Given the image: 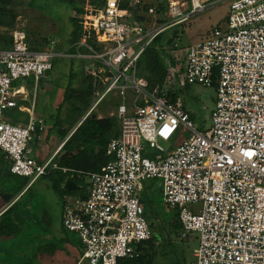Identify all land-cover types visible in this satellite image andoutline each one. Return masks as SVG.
<instances>
[{
	"label": "built area",
	"instance_id": "built-area-1",
	"mask_svg": "<svg viewBox=\"0 0 264 264\" xmlns=\"http://www.w3.org/2000/svg\"><path fill=\"white\" fill-rule=\"evenodd\" d=\"M185 2L168 0L167 23L157 25L155 8L142 11L144 0H79L75 53L91 63L93 105L116 96L120 124L118 137L107 144V163L84 174L87 196H67L62 206V227L77 236L87 264L137 256L136 246L152 233L139 200L143 183L152 179L162 182L164 204L178 211L182 237L197 240L193 264H264V0H229L224 24L187 46L185 81L203 87L216 82L204 132L179 99L170 102L159 88L148 91L136 74L153 38L206 9L200 0ZM10 36V48L0 50V153L11 174L28 180L22 194L58 169L53 158L60 146L42 161L32 157L30 143L45 124L33 113L34 99L25 108L27 122H11L6 112L24 93L13 83L31 79L35 91L57 55L52 41L32 51L24 31L15 28ZM182 132L187 136L173 147ZM147 147L157 154L146 156Z\"/></svg>",
	"mask_w": 264,
	"mask_h": 264
},
{
	"label": "rangeland",
	"instance_id": "rangeland-1",
	"mask_svg": "<svg viewBox=\"0 0 264 264\" xmlns=\"http://www.w3.org/2000/svg\"><path fill=\"white\" fill-rule=\"evenodd\" d=\"M12 1V6L18 14L16 17V28L24 31L27 42L41 43V40L46 39L49 44L52 41L54 42V51L63 53V56H66V53L69 52L67 40L71 30L70 18L78 17L73 8L66 1L61 0ZM144 1L146 5L153 8L163 5L165 10L161 11L162 15L156 14L155 16L159 20H167L168 0ZM175 1H179L180 4L185 2V0ZM200 1L205 3L206 6L202 13L195 14L190 20L170 27L167 30L168 35L176 30L174 43H177V50L172 51L168 47H163L167 50H163L164 53L163 51L161 52L162 60L166 67H170V61L173 60L177 70L182 68L184 49L192 43L206 39L214 27L224 24L229 0ZM182 8H187V2ZM159 20H157L156 24L163 25ZM147 23L148 26H151L150 22ZM0 32L9 33L10 31L0 29ZM169 57L171 60H169ZM90 67H92L91 63L84 57L83 59L71 57L53 58L52 69L45 72L37 84L38 88L35 93L37 94V109L39 106L46 113L55 111L56 114L54 115H57L61 123H65L67 127L70 126L77 118L71 109L74 103L64 104L61 108L58 107V104H55L62 99L68 83H70L71 87L82 86V73L86 72ZM173 73H175V70ZM171 80L169 78L165 82L164 92L167 86H173L171 85ZM176 81L178 87L182 86L178 76ZM110 96L101 102L99 109H103L109 102H112ZM214 96V88L200 85H190L179 96V100L182 103L184 102L186 108L190 111L193 124L198 131L204 132L211 125L210 116ZM114 109L115 105L112 102L108 111L113 112ZM6 114H10L13 118H18L15 112L10 111L6 112ZM52 125L53 122L48 118L45 122L44 130L39 133L37 140L32 142L34 155L37 154L41 158L46 159L50 156L49 154L58 141L62 139V136L57 134L58 125L55 126L54 124L55 127H52ZM186 136L187 133L182 132L179 134V139L182 140ZM170 144L161 142L165 150L170 147ZM144 154L151 157L155 156L157 151L147 147ZM143 186L144 189L140 193V197L149 199L150 205L147 211L156 217L147 216L146 218L150 223L153 222L154 225L160 223L163 225V237L168 239L170 243L168 246H163V242L156 245L158 252H162L165 256H157L154 264H193V250L197 246V240L183 238L182 235L177 237L169 232V221L172 220L174 209L169 208L162 200L161 180H146ZM18 207L21 210L24 209L26 214L22 217V224L19 231L15 232L16 235L9 233V236L0 237V264H75L80 259L81 255L75 249L76 246L72 248V246L65 245L64 239H62V237L67 236L70 242L74 239L79 241L74 233L67 232L61 227V202L50 188L48 178L42 176L37 179L21 198ZM10 215L11 213L7 216Z\"/></svg>",
	"mask_w": 264,
	"mask_h": 264
},
{
	"label": "trees",
	"instance_id": "trees-1",
	"mask_svg": "<svg viewBox=\"0 0 264 264\" xmlns=\"http://www.w3.org/2000/svg\"><path fill=\"white\" fill-rule=\"evenodd\" d=\"M61 1H66L73 8L75 13H77V16L82 13V10L79 6V0ZM127 3L128 1H123L121 3V7H126ZM12 5V0H0V29L4 31H10L9 33L0 32V50L9 49L12 43L10 33L16 28V17L18 15ZM150 7L152 6L144 4L142 6V11L146 12L147 9ZM164 10L165 8L163 5H158L155 7V12H157L159 15H162L161 11ZM131 11H133V16L135 19L140 21L143 20L141 16H138L134 13V10L131 9ZM159 22L162 24H166L167 20L162 19L159 20ZM70 25L71 30L67 40V43H69L68 51L69 53H74L76 52V43L79 41L81 34V27L79 24L78 17H71ZM168 29L159 33L144 49L136 64V74L138 77L143 78L145 80L146 89L148 91H152L155 88H159L161 91H163L165 82L167 81V79L171 78V82H173L171 85L173 86H167L165 92H163L170 102H175L177 99H179V96L188 89L191 84H188L185 81L182 75V68L177 70L174 66L173 60H171L170 57L169 60H171L170 63L172 67H166L162 60L161 52L163 50L167 51L166 48H163L164 46L168 47L172 51L177 50V43H174V36H176V30L171 32L172 34L168 35ZM89 43L94 49H99V47H97L90 41ZM27 44L32 51H43L44 48L48 45L46 39L41 40V43L33 41L29 43L27 42ZM186 49L187 47L184 49V54ZM78 51L83 54L87 53V51L83 48ZM174 70L175 73H173ZM177 76L178 78H180V84L182 85L180 87H178L176 83ZM215 87L216 82H213L212 88H214V91ZM92 94L93 77L88 72L86 73V77L83 78V86L81 88L75 89L71 88L70 86L65 88L61 106L63 104L73 102L74 105L72 106V111L77 115V117H80L84 113V111L89 107ZM212 100H214L215 103V98H213ZM10 111H12V109L8 112ZM12 112H15V114H17L16 110H13ZM188 114L189 118L192 120V115L189 112ZM118 134L119 133H117L115 121L113 119L98 120L95 119V117L88 116L87 118H85L82 124L75 130V132L69 137V139L64 143V145L62 146L63 151L79 149V152L72 157L59 158L56 155L53 158V162L57 165L58 169L51 170L44 175L46 178H48L50 188L58 196L61 202V206H63L64 198L67 196L80 198H85L87 196L88 183L84 174L90 172H99L101 168L107 163L108 157L105 154L107 144L111 139L116 138ZM64 135L65 132L61 131V136ZM179 142V136H175L172 139L171 145L174 147ZM7 178H18L19 180L17 184L14 185L13 183L11 184L9 181H5V179ZM68 180L72 181V183L75 184L76 187L74 188V190H68L65 187V182ZM27 182L28 180L26 178L18 177L9 172V161L5 158L4 154L0 153L1 201L5 203L10 201L17 194V192L27 184ZM28 190L29 188L27 189V191ZM139 200L144 210V217L147 222H149L148 224L151 228V237L136 246L135 251L137 253V256L132 258L119 259L117 264H154L157 256H165V254L163 255L162 252H158L156 245L160 244L161 242H163V246H168L170 244L169 240L163 237V225L161 223L154 225L153 222L150 223V221L146 218L147 216L156 218L153 214H151L150 212L148 213L147 211V208L150 205L149 199L146 197H140ZM16 205L17 202L14 203L12 207ZM9 210H7L1 215L0 235L8 234L6 224L8 217H6V215L8 214L7 212ZM173 211L174 214L172 220L169 221V232L179 237L182 232V226L178 219V211L176 209H174ZM73 245L76 246L75 249H77L80 252V255L82 256L83 249L79 241H77V243L74 242ZM55 249L57 248L55 247ZM78 261L75 264H77Z\"/></svg>",
	"mask_w": 264,
	"mask_h": 264
},
{
	"label": "crops",
	"instance_id": "crops-1",
	"mask_svg": "<svg viewBox=\"0 0 264 264\" xmlns=\"http://www.w3.org/2000/svg\"><path fill=\"white\" fill-rule=\"evenodd\" d=\"M66 54H67L66 56H63L64 55L63 53L56 52V55H57L56 57H71V58H74V59H76V58L83 59L82 57L77 56V54L75 52L74 53H69L68 52ZM88 72L89 73L91 72V67L86 72L82 73V81H81L82 82V86H83V78L86 77V73H88ZM171 83H173V82H171ZM176 83H177V81H176ZM68 86L71 87L70 83H68L67 87ZM82 86H80V87H71V88L79 89ZM13 88H15V89L21 88L24 93L17 96V100H16L17 106L12 109V111L13 110L17 111V114H15V115L18 116V118H13L10 114H8V115L6 114L11 119V122H14V123H17V124H25L27 122V120H28V114L25 111V108L29 107L32 99H34V109H33L34 115L37 118L42 119L44 121V124H45V122H46V120L48 118L51 119V121L53 122L52 127L54 126V124H55V126L58 125V133L57 134L59 136H61V131L65 132V135L62 136V139L60 141H58V143L55 145L54 149L52 150V152L49 155H51L54 152V150H56L60 146V149L58 150V152L56 154L59 158L75 156L79 152V149H74V150H71V151L70 150L63 151L62 150V146L69 139V137L75 132V130L82 124V122L85 120V118H87L88 116L95 117V119H98V120L113 119L115 121L117 133H120V124H119V120L116 117V107L118 105V100H117L116 96H113V95L110 96L112 102L115 105V109H114L113 112H109L108 109L111 107V103L112 102L111 103L109 102L108 105L106 107H104L103 109H99V106H100L101 102L105 98L102 101L98 102L96 105H93V103H94L93 98L94 97H93V94H92L91 102H90L89 107L84 111V113L80 117H77V119L70 126L67 127V125L65 123L64 124L61 123V120L57 117V115H54V114H56L55 111H53L52 113H46L41 108H39V106H38V109H37V104H38L37 103V94H35V93L37 91L38 85H37L36 90L34 91V89H33V81L31 79H26V80L14 82L13 83ZM93 92H94V88H93ZM63 94H64V92H63ZM213 98H215V96ZM62 101H63V95H62V99L60 101H58L55 105L58 104V107L61 108L62 107L61 106ZM183 106H184V109L186 111L190 112L186 108L185 103L183 104ZM212 106H214V103H213ZM39 133H38V135H39ZM38 135L33 139L32 142L37 140ZM32 142L30 143V146H29L30 149H31L32 157H34L37 161L44 160V158H41L37 154L34 155ZM18 180H19L18 178H7V179H5V181H9L11 184L13 183L14 185L17 184ZM68 181H70V180H68ZM70 182H71V184H69L68 187L70 188V190H74V188L76 186H75V184L72 183V181H70ZM30 187L31 186H29L28 188H30ZM24 188H25V186L21 190H19L17 192V194L10 201H8L6 203L2 202L1 199H0V219H1V215L3 213H5L7 210L10 209L7 212L8 213L7 215H9L11 213L10 216L6 215V217H8L7 221H6L8 234L12 233V235H16L15 232L19 231L20 225L22 224V217H24V214H26V211H24V209L21 210L18 207V204H19L21 198L25 195V193L28 192L27 191L28 188H27L26 191H24L21 194V192L23 191ZM143 189H144V186H143ZM143 189H142V191H143ZM16 202H17V205L12 207L13 204L16 203ZM60 220H61V218H60ZM0 222H1V220H0ZM61 227H62V223H61ZM8 234L0 235V237L9 236ZM62 239H64V244L65 245L72 246V248L74 247L73 243L74 242L77 243V240H75V239L72 242H70L68 240L67 236L62 237ZM82 262L84 264H87L85 261H81V258H80L79 261H78V264H83Z\"/></svg>",
	"mask_w": 264,
	"mask_h": 264
},
{
	"label": "water",
	"instance_id": "water-1",
	"mask_svg": "<svg viewBox=\"0 0 264 264\" xmlns=\"http://www.w3.org/2000/svg\"><path fill=\"white\" fill-rule=\"evenodd\" d=\"M69 184H71V182H70V181H67V182L65 183V187H66L68 190H70V188L68 187V186H69Z\"/></svg>",
	"mask_w": 264,
	"mask_h": 264
}]
</instances>
